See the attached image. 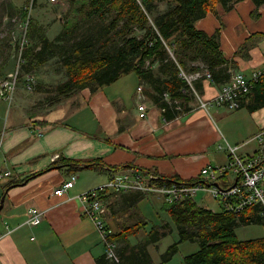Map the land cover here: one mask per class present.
Instances as JSON below:
<instances>
[{"label": "crops", "instance_id": "obj_1", "mask_svg": "<svg viewBox=\"0 0 264 264\" xmlns=\"http://www.w3.org/2000/svg\"><path fill=\"white\" fill-rule=\"evenodd\" d=\"M256 10L252 0L231 10L219 5L215 13L197 22L198 29L209 35L220 33L221 50L234 66L232 74L250 77L264 69V5ZM146 88L131 73L96 93L85 89L57 104L46 99L34 105L25 89L17 90L10 109L0 100V173L11 172V178L20 181L32 177L10 188L9 181L0 180V203L5 196L0 231L11 229L0 239V264H97L105 247L94 222L83 215V193L128 172L198 178L205 167L228 163L227 152L220 149L225 140L240 145L243 155L257 151L251 140L264 129V108L229 113L225 107H212L208 113L195 101L189 112L167 120L146 96ZM220 88L204 81V96L213 98ZM141 103L147 106L145 118L138 109ZM215 114L219 122L228 116L222 120L225 131ZM231 121L238 126L229 128L226 123ZM64 159H102L107 167L70 172L57 166ZM124 166L129 168L118 173L108 169ZM72 175L74 188L56 196ZM155 197L159 196L147 198L157 201ZM32 209L44 213L37 226L28 223Z\"/></svg>", "mask_w": 264, "mask_h": 264}, {"label": "trees", "instance_id": "obj_2", "mask_svg": "<svg viewBox=\"0 0 264 264\" xmlns=\"http://www.w3.org/2000/svg\"><path fill=\"white\" fill-rule=\"evenodd\" d=\"M241 1L244 0H70L69 10L59 18L63 29L54 39L39 20L32 19L31 1H28V9L24 8L21 15L28 21L29 41L23 52L25 62L21 75H32L58 59L66 73L64 82L51 91L41 84L32 87L33 91L54 92L55 96L48 98L57 104L62 98L85 89L96 93L134 73L147 85L146 96L167 120H172L189 112V105L195 102L187 92L190 87L180 76L181 70L189 74L210 73L211 83L219 87L231 81L234 66L221 50L220 33L209 35L198 29L197 22L215 13L219 5L231 10ZM252 1L256 11L264 5V0ZM162 3H167L168 8L158 13ZM194 85L204 94V79L196 80ZM240 108L249 112L264 108V79L254 84L241 100ZM57 166L68 167L70 172L107 167L102 159H64ZM126 168L129 166L108 169L118 173ZM145 173L153 176L151 182L155 184L205 182L201 176L181 180L156 172ZM31 178L23 181L11 178L6 187L23 184ZM148 196L152 195L139 192L104 195L107 212L116 226L114 231L108 227L111 240L117 244L118 260L104 255L97 259V264H169L178 253L179 245L186 242L197 244L199 250L185 257V264H264V237L243 241L236 233L242 226H264L261 206L249 207L241 213L223 208L214 212L199 205L202 200L196 198L170 204L161 197L162 210L171 222L153 224L147 231L149 223L140 203ZM173 226L179 239L156 263L150 247H158L171 236L175 231ZM142 232L146 233L141 239Z\"/></svg>", "mask_w": 264, "mask_h": 264}, {"label": "built area", "instance_id": "obj_3", "mask_svg": "<svg viewBox=\"0 0 264 264\" xmlns=\"http://www.w3.org/2000/svg\"><path fill=\"white\" fill-rule=\"evenodd\" d=\"M30 1L29 10L31 12L36 0ZM50 1L55 3L57 0ZM24 26V40L19 47L16 69L0 82V100L7 103L9 109L18 90L22 73L21 67L25 62L23 52L28 44V21ZM180 76L188 83L190 89L187 92L195 98L200 109L208 113H210L212 107H225L229 111H237L241 107V100L251 92L254 84L264 79V69L254 72L250 77L239 72L233 74L231 81L222 86L213 98H207L204 94H200L194 85V82L199 79L211 82L210 73L197 72L189 74L181 70ZM25 78L27 80L26 88L32 91L31 81L34 82L33 76L28 74ZM138 92L143 95L141 87ZM138 109L142 118L147 117L148 112L145 103L139 104ZM251 141L257 144V151L251 155H243L240 151V145H231L225 140V146H221L220 149H224L227 152L228 163L226 165L205 167L200 174L205 181L202 183L174 182L171 184H155L151 182L153 179L152 175H137L128 172L114 175L107 184L83 193L80 197L84 208L83 215L94 222L97 231L101 234L107 258L118 260L116 253L117 244L111 240V230L105 221L107 205L104 195L108 193L126 194L139 192L162 197L170 204L190 197L197 198L200 194L201 200L209 196L221 208L234 213L244 212L252 206H261L264 209V129L255 135ZM231 175L235 176L234 180H232ZM11 176V172L0 173V180H9ZM230 180L233 181L232 185L224 186L222 184V181L228 182ZM75 182L76 176L72 175L68 181L55 191V195L62 197L74 188ZM262 214L264 215V211ZM43 218V212L32 209L28 223L32 226H37L42 222ZM10 233L11 229L8 227L6 231H0V239Z\"/></svg>", "mask_w": 264, "mask_h": 264}, {"label": "rangeland", "instance_id": "obj_4", "mask_svg": "<svg viewBox=\"0 0 264 264\" xmlns=\"http://www.w3.org/2000/svg\"><path fill=\"white\" fill-rule=\"evenodd\" d=\"M28 1L30 0H0V82L6 79L16 69L18 62L19 47L24 40V25L25 23H27V21L23 19L21 15L24 11L23 9H26L29 5ZM35 2L36 3L34 4L32 11L30 12L32 19L39 20L40 23L45 27V30L49 37L54 39L57 34H59L63 29V22H61L59 18L62 19L69 10L70 0H57L55 3H52L50 0H36ZM167 8V3H162L160 4L157 12H164L165 10H167ZM157 12L152 14L151 17L155 16ZM57 61L58 59H54L47 65H45L43 68L33 73L32 76L34 82L31 81L32 86L41 84L47 87L46 89H49L51 91L59 84L64 82V80L66 79V73L61 64ZM26 84L27 80L25 76L21 75L18 90L25 89L26 91H28V94H30V96L32 97L31 103H33L34 105L45 103L46 99L49 100L48 97L55 96L54 92H49L51 94H47L44 92H38L33 90L30 91L26 88ZM246 110H244L245 113H250L248 110V112ZM227 112L233 113V111L230 112L229 110ZM237 114L238 112L236 113V115ZM231 115L233 114H229V116ZM213 116L216 122H218L220 128L223 127L222 130L225 131V121L222 120L227 118L228 116H224L220 122L219 115L215 114ZM226 124L229 128H236L239 123L236 121H231V123ZM231 177L232 180L235 179V176L231 175ZM232 180L228 182L222 181V184L224 186H230L233 183ZM155 198L157 201H154L151 198H146L140 203V208L142 209L149 223L147 231L151 229L153 224H161L162 221L171 222L168 214H166L162 210L164 201L159 197ZM196 199L198 201H201V195L199 194ZM199 205L204 206L214 212H218L221 209V206L209 196L205 197L202 202H199ZM106 217L108 225L114 231V229H116L114 218L108 216V212L106 214ZM174 229V233L164 239L158 245V247H150L151 254L153 255L156 263L161 261L160 255L166 253L167 250L178 241V232L175 227ZM145 233L146 232H142L139 238L142 239L145 236ZM236 233L238 238L243 241L262 238L264 237V226H242L236 230ZM198 250L199 246L197 244H192L188 242L183 243L179 245L178 253L173 257L169 264H185V257L196 253Z\"/></svg>", "mask_w": 264, "mask_h": 264}, {"label": "water", "instance_id": "obj_5", "mask_svg": "<svg viewBox=\"0 0 264 264\" xmlns=\"http://www.w3.org/2000/svg\"><path fill=\"white\" fill-rule=\"evenodd\" d=\"M4 203H5V196L2 198L1 203H0V213H1L2 209H3V207H4Z\"/></svg>", "mask_w": 264, "mask_h": 264}, {"label": "bare ground", "instance_id": "obj_6", "mask_svg": "<svg viewBox=\"0 0 264 264\" xmlns=\"http://www.w3.org/2000/svg\"><path fill=\"white\" fill-rule=\"evenodd\" d=\"M9 228V227H8Z\"/></svg>", "mask_w": 264, "mask_h": 264}]
</instances>
